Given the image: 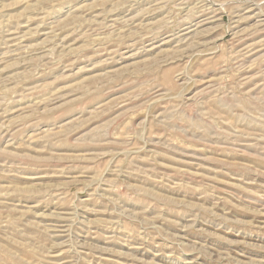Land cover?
I'll use <instances>...</instances> for the list:
<instances>
[{"label":"rangeland","instance_id":"374dc122","mask_svg":"<svg viewBox=\"0 0 264 264\" xmlns=\"http://www.w3.org/2000/svg\"><path fill=\"white\" fill-rule=\"evenodd\" d=\"M0 264H264V0H0Z\"/></svg>","mask_w":264,"mask_h":264},{"label":"bare ground","instance_id":"6f19581e","mask_svg":"<svg viewBox=\"0 0 264 264\" xmlns=\"http://www.w3.org/2000/svg\"><path fill=\"white\" fill-rule=\"evenodd\" d=\"M197 23V22H196ZM187 27V26H186ZM179 40V39H178Z\"/></svg>","mask_w":264,"mask_h":264}]
</instances>
